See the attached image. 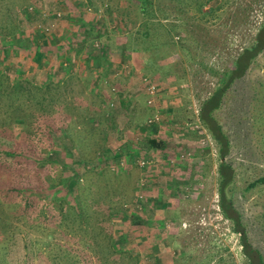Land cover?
<instances>
[{
  "label": "rangeland",
  "instance_id": "1",
  "mask_svg": "<svg viewBox=\"0 0 264 264\" xmlns=\"http://www.w3.org/2000/svg\"><path fill=\"white\" fill-rule=\"evenodd\" d=\"M263 25L264 0H0V264H248L199 113ZM214 115L264 255V51Z\"/></svg>",
  "mask_w": 264,
  "mask_h": 264
},
{
  "label": "trees",
  "instance_id": "2",
  "mask_svg": "<svg viewBox=\"0 0 264 264\" xmlns=\"http://www.w3.org/2000/svg\"><path fill=\"white\" fill-rule=\"evenodd\" d=\"M264 51V25L257 34L252 47L245 49L236 59L233 67L224 75L214 93L203 102L199 118L205 128L211 133L219 146L220 164L219 173V206L223 216L233 224V230L240 235L241 246L248 264H264V255L250 240L246 225L241 213L236 209L232 193L234 184V169L226 160L230 152V138L222 125L217 121L214 112L218 110L232 84L242 78L250 68L252 62ZM40 55L37 56V59ZM153 140V139H152ZM154 142V141H153Z\"/></svg>",
  "mask_w": 264,
  "mask_h": 264
},
{
  "label": "built area",
  "instance_id": "3",
  "mask_svg": "<svg viewBox=\"0 0 264 264\" xmlns=\"http://www.w3.org/2000/svg\"><path fill=\"white\" fill-rule=\"evenodd\" d=\"M144 82H145V84L147 85V90H148L149 94L154 95V93H155V91H156V86L153 85V84H151V83H149V82L147 81V79H145ZM151 103H152V100H149V104H151ZM157 120H158V117L155 116L153 119H150L149 122H150V123H153V122H155V121H157ZM143 164H144V163H143Z\"/></svg>",
  "mask_w": 264,
  "mask_h": 264
}]
</instances>
